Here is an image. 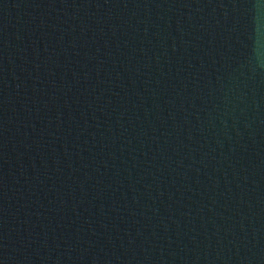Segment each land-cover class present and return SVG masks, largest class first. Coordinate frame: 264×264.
Returning <instances> with one entry per match:
<instances>
[{
  "label": "water",
  "instance_id": "1",
  "mask_svg": "<svg viewBox=\"0 0 264 264\" xmlns=\"http://www.w3.org/2000/svg\"><path fill=\"white\" fill-rule=\"evenodd\" d=\"M0 264H264V0H0Z\"/></svg>",
  "mask_w": 264,
  "mask_h": 264
}]
</instances>
